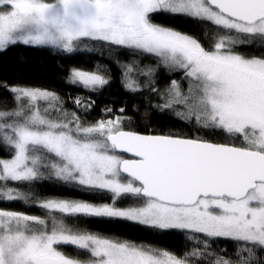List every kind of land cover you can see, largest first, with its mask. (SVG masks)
<instances>
[{
    "label": "snow or ice",
    "instance_id": "1",
    "mask_svg": "<svg viewBox=\"0 0 264 264\" xmlns=\"http://www.w3.org/2000/svg\"><path fill=\"white\" fill-rule=\"evenodd\" d=\"M158 17L197 22L203 38ZM18 44L107 52L125 91L195 135L142 134L138 107L89 121L91 97H70L69 110L54 90L0 82L11 97L0 102V205L40 212L0 207V264H264V0H0V52ZM66 82L96 93L112 77L97 63ZM46 184L99 202L36 191ZM115 220L179 233L184 246L83 227Z\"/></svg>",
    "mask_w": 264,
    "mask_h": 264
},
{
    "label": "trees",
    "instance_id": "2",
    "mask_svg": "<svg viewBox=\"0 0 264 264\" xmlns=\"http://www.w3.org/2000/svg\"><path fill=\"white\" fill-rule=\"evenodd\" d=\"M159 23L169 24L178 27L179 30L188 32L189 34L200 36L203 38V32L197 22H187L185 20L170 21L167 17H158ZM207 46V41H204ZM241 52L252 55L260 53L254 48H241ZM121 60H127L126 54H120ZM154 61L152 58L143 59L144 64H150ZM100 63L106 65L110 69L112 82L96 93L85 92L82 88L74 87L68 84L67 77L72 67H82L88 70L94 69L95 65ZM171 78H179V74L171 76ZM7 81L8 84H21L23 86L40 87L56 91L63 99L67 101V108H73L70 99L75 96H83L88 100L91 97L95 101L94 107L87 114L89 121H95L103 116L102 110L107 107L119 109L125 107L128 115H133L134 108L138 107L139 112L133 116L131 127L140 133H177V134H192L189 127L180 121L177 117L171 114H161L159 111L148 109L147 93L133 94L125 91L121 84V71L109 57L107 52L100 51H77L72 54L63 53L50 48L30 47L22 44L10 46L4 52H0V82ZM169 82V74L161 70L158 73V85L163 87ZM155 99V98H154ZM11 100V97L0 90V102ZM147 109V112H146ZM83 115V113H82ZM202 134V133H201ZM214 140L221 139L220 137H212ZM228 142V141H224ZM8 154L0 150V157H6ZM36 191L42 194H61L71 195L79 199H95L99 202V197H91L85 193L79 192H62L59 188L51 184H46L36 188ZM110 202V201H109ZM131 203L128 199H123L118 202V207H128ZM0 207L13 208L29 212L31 214H40L36 208H29L21 203L4 204ZM83 227L91 228L93 231H98L109 236H118L121 239H127L137 243L153 242L166 247L170 250L180 252L184 246L183 237L176 232L168 234H157L144 226L135 224L129 221L115 220L95 222ZM215 247L219 249L227 248L229 253L232 249L228 242H218ZM71 252V248L65 249Z\"/></svg>",
    "mask_w": 264,
    "mask_h": 264
},
{
    "label": "rangeland",
    "instance_id": "3",
    "mask_svg": "<svg viewBox=\"0 0 264 264\" xmlns=\"http://www.w3.org/2000/svg\"><path fill=\"white\" fill-rule=\"evenodd\" d=\"M75 97H77V96H75ZM85 101H87V100L85 99Z\"/></svg>",
    "mask_w": 264,
    "mask_h": 264
},
{
    "label": "water",
    "instance_id": "4",
    "mask_svg": "<svg viewBox=\"0 0 264 264\" xmlns=\"http://www.w3.org/2000/svg\"><path fill=\"white\" fill-rule=\"evenodd\" d=\"M142 134H145V133H142ZM127 155V154H126Z\"/></svg>",
    "mask_w": 264,
    "mask_h": 264
}]
</instances>
